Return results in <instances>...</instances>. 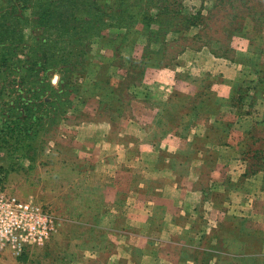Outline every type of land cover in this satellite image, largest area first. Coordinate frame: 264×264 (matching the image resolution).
<instances>
[{
    "label": "rangeland",
    "instance_id": "obj_1",
    "mask_svg": "<svg viewBox=\"0 0 264 264\" xmlns=\"http://www.w3.org/2000/svg\"><path fill=\"white\" fill-rule=\"evenodd\" d=\"M164 3L149 35L123 20L74 44L38 0H0V191L49 219L0 264H264L237 238L188 231L192 199L175 194L204 161L197 186L217 207L200 222L244 208L234 223L264 241V0Z\"/></svg>",
    "mask_w": 264,
    "mask_h": 264
},
{
    "label": "trees",
    "instance_id": "obj_2",
    "mask_svg": "<svg viewBox=\"0 0 264 264\" xmlns=\"http://www.w3.org/2000/svg\"><path fill=\"white\" fill-rule=\"evenodd\" d=\"M164 2L165 0H117L115 5H110L108 0H38L37 6L39 8H42L41 6L47 7L45 10L41 9L40 11V17L49 14V18L45 20L46 26L55 23L57 29L62 31L63 34L72 37L76 34H80L74 39L75 42L73 43L75 44L82 39L81 36L83 33L84 38H86L89 37L92 32H97V30L99 32L104 26L119 27L123 20H127L126 22L130 20L132 23H143L142 29L146 30L149 35L151 32V22H154L159 28H163L165 25L163 18L169 13L170 9L169 6L161 7L160 4H165ZM50 6H53V9H50ZM13 8L14 7L11 6L9 9ZM77 8L82 9V13L85 15L83 23L77 24L76 22L79 21L71 17L73 12L81 11ZM154 8L156 9L155 13L152 12ZM12 14L13 11L11 10L3 19H10ZM105 18L112 20V23H108ZM98 22L99 24H96ZM11 26L12 25L9 27ZM79 26H82V29H79ZM156 30L158 31V29ZM38 40L42 43H48V41L42 39ZM151 42H153V40ZM155 42H160V40L156 39ZM84 46L85 44H83L81 50H84ZM74 47L76 46L74 45ZM26 110L31 109L27 107ZM24 119L28 118L24 117ZM24 119H21V121H24ZM13 125L18 126L17 123H13ZM30 127L33 126L30 125Z\"/></svg>",
    "mask_w": 264,
    "mask_h": 264
},
{
    "label": "crops",
    "instance_id": "obj_3",
    "mask_svg": "<svg viewBox=\"0 0 264 264\" xmlns=\"http://www.w3.org/2000/svg\"><path fill=\"white\" fill-rule=\"evenodd\" d=\"M197 136V134H194V137ZM220 147V145H217ZM227 147V146H226ZM201 151H203L204 153L207 151V149H204L201 147L200 149ZM198 150V151H200ZM178 151V148L176 150H174V152ZM236 149L235 148H228L224 149V152L228 155H231V158L233 159L235 155H238V153H235ZM232 152V153H231ZM179 152H176L174 154H177ZM225 154V155H226ZM207 155V154H205ZM204 155V156H205ZM201 157V154L199 155ZM208 156V155H207ZM201 159V158H200ZM194 160V158L192 159ZM195 161H197V165H196V169H197V175L194 177L195 179H193L192 181H188L190 184L186 186H182L180 185L181 183H177V189L175 190V194L176 195H181L180 197H182V199L188 200V199H192L190 203H185V209L187 213H182V211L179 212L178 215V220L177 221H182L184 219H186V223H191L188 226H186L187 230L192 232L195 230H200L202 229V232L207 233L208 235H214V236H221V237H227V238H237L238 240H240V242L243 244V249H245V253L249 254V255H258V254H264V241L262 239H257V240H249V233L247 230H240L238 228V226L234 223L235 219H246L248 218V216L250 215V213H246V210L243 209H237V210H233V211H229L228 209V216L225 218H217L216 217V224L215 225H211L208 229L207 227L205 228V224H202L200 222L201 218L198 215H195L197 212H199L200 208H202L203 210L207 209V203H211L213 209H215L216 203L215 201L212 199V196L210 195H206L205 191L208 192V188L206 189V187H198V181H201V179L203 178V174L199 175L198 169L201 168V166L204 165V161L203 162H198V160L196 159ZM201 161V160H200ZM192 162V161H191ZM190 162V163H191ZM195 163V162H192ZM169 163L167 164V167L169 168ZM191 176H193V171L190 173ZM174 185L176 186V184L174 183ZM206 189V190H205ZM181 191V192H179ZM189 196H191V198H189ZM208 197V198H207ZM210 197V199H209ZM213 202H212V201ZM193 201H195L196 203L193 204ZM205 201V202H202ZM202 202V203H201ZM199 203V204H198ZM225 206V205H224ZM167 213L169 212H165L164 213V218L166 217ZM253 215V214H252ZM170 216L172 217V214H170ZM204 223V222H203ZM198 224V226L196 225ZM184 228V229H186ZM201 231V230H200ZM235 231H238L239 233H235Z\"/></svg>",
    "mask_w": 264,
    "mask_h": 264
},
{
    "label": "built area",
    "instance_id": "obj_4",
    "mask_svg": "<svg viewBox=\"0 0 264 264\" xmlns=\"http://www.w3.org/2000/svg\"><path fill=\"white\" fill-rule=\"evenodd\" d=\"M49 219L33 202L0 191V248L21 253L49 235Z\"/></svg>",
    "mask_w": 264,
    "mask_h": 264
}]
</instances>
